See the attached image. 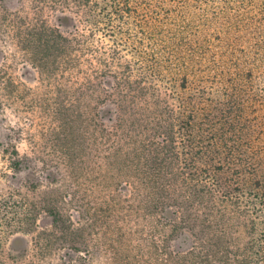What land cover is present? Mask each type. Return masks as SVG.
Listing matches in <instances>:
<instances>
[{
  "label": "trees",
  "instance_id": "obj_1",
  "mask_svg": "<svg viewBox=\"0 0 264 264\" xmlns=\"http://www.w3.org/2000/svg\"><path fill=\"white\" fill-rule=\"evenodd\" d=\"M20 2L19 11L0 10L1 21L16 27L18 42L32 64L53 83V117L72 143L64 158L84 155L95 175L84 189L83 162L69 163L61 174V186L51 187L42 199L29 201L15 189L0 195V247L2 220L6 222L12 213L17 226L6 222L12 228L9 233L23 231L22 225L30 221L35 226L33 214L44 210L52 216L55 231L37 233L34 242L39 248L46 246L42 240L48 242L49 236L75 235L78 240L90 222L119 223L123 217L137 224L130 234L137 242L130 264H264V160L255 166L244 162L242 188L231 177L219 176L224 168L215 163L213 154H222V148L220 143L215 148L209 143L215 133L212 105L208 107L205 91L194 90L192 81L197 50L184 37L164 40L167 28L156 16L165 0ZM26 8L35 16H29ZM49 11L71 16L72 30L51 25L45 18ZM228 21L227 30L240 25L239 20ZM79 26L89 31L82 33ZM241 32H246L242 45H249L241 53V64L247 70L245 78L252 80L260 67L256 55L264 61V0H247ZM158 38L157 45L166 53L162 58L170 57L166 64L155 51H147ZM198 43L203 60H208L211 52L204 42ZM142 60L148 63L147 73ZM75 75L83 79L72 85ZM255 96L264 98V91ZM202 102L206 106L200 110ZM247 145L241 143V152L248 153ZM9 146L3 152L10 156L12 168L23 169L28 160L19 157L13 144ZM250 187L254 189L247 190ZM90 190L98 195L88 197ZM251 191L255 194L249 198ZM17 203L20 212L13 211ZM59 203L65 205L63 210ZM69 208L79 211L78 224L67 214ZM184 233L189 234L188 246L175 249L173 242ZM6 260L0 249V264ZM43 260L45 256L39 255L29 264Z\"/></svg>",
  "mask_w": 264,
  "mask_h": 264
},
{
  "label": "rangeland",
  "instance_id": "obj_2",
  "mask_svg": "<svg viewBox=\"0 0 264 264\" xmlns=\"http://www.w3.org/2000/svg\"><path fill=\"white\" fill-rule=\"evenodd\" d=\"M246 2L247 0H165L162 4L163 10L156 16L167 28L164 32L165 41L184 37V40L192 43L197 50V70L196 76H192V81L194 90L205 91L204 96L208 97L205 103H208V107L212 105L210 122L215 133L209 138V143L213 144L211 148L220 143L222 154L214 152L213 157L215 163L223 165L224 168V173L220 171L218 174L231 177L241 188L244 186L241 182L244 162L247 166H255L264 160V98L255 96L258 91H264V61L257 60L259 57L256 55L254 61H257L260 67L258 71H254L252 80L245 78L247 70H244L241 64V53L249 47L241 43V37L246 35V32H241L242 8H246ZM4 7L12 11L22 9L20 0H0V10H4ZM25 10L29 16H35L31 8ZM176 14H181L182 17H176L179 20L175 22ZM66 17L55 11L46 12L45 15L51 25H57L67 32L72 30L75 23L71 16L66 14ZM234 19L239 20L240 25H236L231 31L227 30L224 23L228 24L230 22L227 20ZM204 30L207 31L206 35ZM88 31L86 26L80 27V32ZM225 31L230 33L225 34ZM98 36L99 31L96 32V37ZM17 38L16 27L4 26L0 16V195L15 189L20 191L22 196H27L29 201L32 198L42 199L47 196L51 187L61 186V174L66 172L69 163L82 166V162L80 182H83L84 189H87L85 187L94 179V166L92 174L90 162L87 158L83 159L84 155L64 158L67 147L71 148L72 143L69 142L68 132L62 130L53 117L50 106L54 95L51 90L53 83L41 76L32 64L29 53L21 47ZM157 41L149 45L147 51H155L161 59L166 53L163 46L157 45L161 43L159 38ZM197 41L205 43V47L211 52L208 57L210 60H203L202 52L198 50L200 43ZM127 57L130 58L128 55ZM162 59L161 63L166 64L164 61H169L170 57ZM142 61L147 73L148 63L146 60ZM71 79L73 85L83 77L75 75ZM205 103H199L200 110L206 106ZM202 114L198 115L199 119L204 117ZM77 126L78 124L75 128ZM197 131L198 129L196 133ZM243 142H248V153L241 152ZM9 144L17 148L20 158L28 160L23 169H13L10 156L3 152ZM9 148L13 147L10 145ZM91 164H94L93 160ZM52 181L54 183H51ZM252 189L254 188L250 187L247 190ZM112 192L114 191L108 193ZM88 193L90 198L98 195L97 190H90ZM122 193L123 196L130 194L126 186L122 187ZM254 194L255 192L251 191L249 198ZM16 200L22 202L19 196ZM17 204L13 211L20 212L21 208L19 203ZM59 205L63 210L65 205ZM66 212L70 213L73 221L78 224L79 211L69 208ZM18 216L21 215L18 213ZM33 216L36 220L35 226L29 221L22 225L23 231H12L13 233H9L12 228L6 227V222L14 223L16 220L12 217L16 218L15 215L11 213L6 222L2 220L4 228L0 249L7 259L6 264H29L39 255L45 256L42 264H130L131 249L137 244L130 236L131 230L137 228L134 220L120 217L119 223L111 221L112 223L94 224L93 221L86 225L87 230L80 239L74 238L75 235H68L66 238L49 236L48 242L42 240L46 246L39 248L34 242L37 233L43 230L54 232L55 229L52 216L48 212L39 210ZM14 226H17L16 223ZM188 235L184 233L173 242L175 249L188 246Z\"/></svg>",
  "mask_w": 264,
  "mask_h": 264
}]
</instances>
